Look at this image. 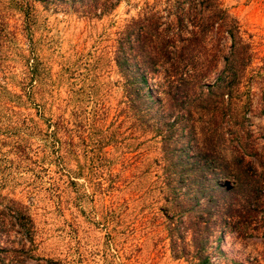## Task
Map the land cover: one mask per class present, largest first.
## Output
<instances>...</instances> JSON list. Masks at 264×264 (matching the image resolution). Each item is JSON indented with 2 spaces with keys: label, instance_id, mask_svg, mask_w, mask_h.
Returning a JSON list of instances; mask_svg holds the SVG:
<instances>
[{
  "label": "rangeland",
  "instance_id": "1",
  "mask_svg": "<svg viewBox=\"0 0 264 264\" xmlns=\"http://www.w3.org/2000/svg\"><path fill=\"white\" fill-rule=\"evenodd\" d=\"M143 1L99 18L0 3V264H264V89L243 122L251 199L210 172L197 199L193 183L175 189L158 137L130 127L111 62ZM222 2L264 68V0ZM13 207L32 218V241Z\"/></svg>",
  "mask_w": 264,
  "mask_h": 264
},
{
  "label": "trees",
  "instance_id": "2",
  "mask_svg": "<svg viewBox=\"0 0 264 264\" xmlns=\"http://www.w3.org/2000/svg\"><path fill=\"white\" fill-rule=\"evenodd\" d=\"M34 1L0 3L30 17ZM43 1L99 18L125 0ZM109 49L122 79L130 127L141 136L158 137L172 165L175 189L180 182L193 183L197 199L209 188L210 172L223 178L222 186L231 184L238 195L251 199L254 183L247 172L251 161L246 160L251 147L242 134L248 114L255 113L253 88L261 84L264 89V68L253 65L251 44L222 0H145L115 31ZM257 113H264V101ZM225 187L214 184L210 189ZM13 208V222L27 227L23 242L32 241V218ZM3 227L0 222V243L7 240Z\"/></svg>",
  "mask_w": 264,
  "mask_h": 264
}]
</instances>
